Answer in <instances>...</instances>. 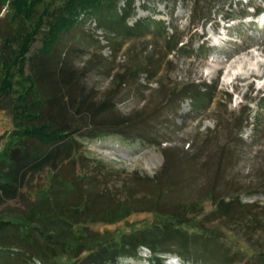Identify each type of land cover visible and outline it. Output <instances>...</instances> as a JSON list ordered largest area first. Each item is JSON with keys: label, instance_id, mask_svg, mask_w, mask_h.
Returning a JSON list of instances; mask_svg holds the SVG:
<instances>
[{"label": "rangeland", "instance_id": "rangeland-1", "mask_svg": "<svg viewBox=\"0 0 264 264\" xmlns=\"http://www.w3.org/2000/svg\"><path fill=\"white\" fill-rule=\"evenodd\" d=\"M10 1L0 0V51L18 27L8 14ZM135 4V16L127 24H111L109 31L93 15L83 18L48 63L53 67L67 53L79 77L71 86L76 91L83 86L97 103L111 98L118 115L133 119L127 133L99 131L92 142L84 129L78 136L84 158L76 174L108 191L106 210L125 203L135 211L116 223H82L74 230L85 227L103 238L120 237L158 222L156 207L194 204L203 214L195 217L197 225L216 233L230 257H237L235 264H264V0ZM255 12L261 14L253 17ZM143 19L153 22L149 29L126 32ZM41 46L40 38L31 55ZM131 69L141 71L125 85L115 82L117 73ZM40 88L48 92L55 86L47 78ZM7 101L0 104V152L15 126ZM213 194L239 201L234 206L238 216L211 215ZM157 197L160 202L152 203ZM31 261L9 258L0 264ZM49 264L76 263L61 255Z\"/></svg>", "mask_w": 264, "mask_h": 264}, {"label": "trees", "instance_id": "trees-1", "mask_svg": "<svg viewBox=\"0 0 264 264\" xmlns=\"http://www.w3.org/2000/svg\"><path fill=\"white\" fill-rule=\"evenodd\" d=\"M135 1L11 0L8 4V14L18 27L6 37L0 51V104L8 100L15 126L6 134L7 143L0 152V207L5 208L0 212V260L30 263L39 259L49 264L64 255L76 264H113L147 246L154 256L153 264H164L162 256L172 252L184 264L236 263L237 257H230L216 233H207L197 225L195 217L203 214L194 204L187 209L156 207L153 212L158 222L120 237L103 238L85 227L80 232L74 230L82 223H116L135 211L125 203L106 210L111 202L108 191L87 181L86 175L76 174L77 162L84 158L78 139L84 129H89L87 138L92 142L99 131L127 133L133 119L118 115L111 98L97 103L83 86L76 91L71 85L78 83L79 77L67 53L53 67L48 63L58 57L57 48L64 36L72 35L83 18L93 15L99 27L109 31L111 24H127L135 16ZM121 3L125 6L120 9ZM152 24L143 19L126 32L146 31ZM40 38V51L31 55ZM186 47L183 44L181 49ZM140 71L117 73L114 80L125 85ZM47 78L55 89L43 92L40 84ZM41 174L46 178H38ZM228 198L211 195L215 205L211 215L235 219L239 201ZM160 200L157 197L151 202Z\"/></svg>", "mask_w": 264, "mask_h": 264}, {"label": "built area", "instance_id": "built-area-1", "mask_svg": "<svg viewBox=\"0 0 264 264\" xmlns=\"http://www.w3.org/2000/svg\"><path fill=\"white\" fill-rule=\"evenodd\" d=\"M139 258L133 257H120L117 262L113 264H153V254L147 247H141L138 253ZM164 264H184L182 259L176 255L162 256ZM34 264H43L41 261L34 262Z\"/></svg>", "mask_w": 264, "mask_h": 264}, {"label": "bare ground", "instance_id": "bare-ground-1", "mask_svg": "<svg viewBox=\"0 0 264 264\" xmlns=\"http://www.w3.org/2000/svg\"><path fill=\"white\" fill-rule=\"evenodd\" d=\"M256 74L255 73H253V74H251V76H249L248 78H251L252 76H255Z\"/></svg>", "mask_w": 264, "mask_h": 264}]
</instances>
